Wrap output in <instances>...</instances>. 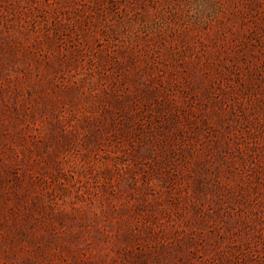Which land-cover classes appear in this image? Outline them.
<instances>
[{"label":"rangeland","instance_id":"374dc122","mask_svg":"<svg viewBox=\"0 0 264 264\" xmlns=\"http://www.w3.org/2000/svg\"><path fill=\"white\" fill-rule=\"evenodd\" d=\"M0 264H264V0H0Z\"/></svg>","mask_w":264,"mask_h":264}]
</instances>
